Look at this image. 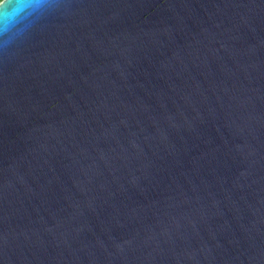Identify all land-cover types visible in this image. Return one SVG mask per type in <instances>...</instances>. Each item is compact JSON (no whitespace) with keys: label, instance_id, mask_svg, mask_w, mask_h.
Returning a JSON list of instances; mask_svg holds the SVG:
<instances>
[{"label":"water","instance_id":"water-1","mask_svg":"<svg viewBox=\"0 0 264 264\" xmlns=\"http://www.w3.org/2000/svg\"><path fill=\"white\" fill-rule=\"evenodd\" d=\"M0 264H264V0H1Z\"/></svg>","mask_w":264,"mask_h":264},{"label":"trees","instance_id":"trees-1","mask_svg":"<svg viewBox=\"0 0 264 264\" xmlns=\"http://www.w3.org/2000/svg\"><path fill=\"white\" fill-rule=\"evenodd\" d=\"M1 1V0H0Z\"/></svg>","mask_w":264,"mask_h":264}]
</instances>
